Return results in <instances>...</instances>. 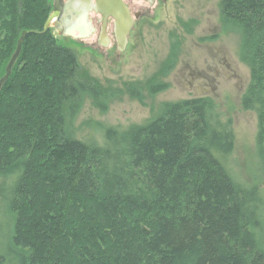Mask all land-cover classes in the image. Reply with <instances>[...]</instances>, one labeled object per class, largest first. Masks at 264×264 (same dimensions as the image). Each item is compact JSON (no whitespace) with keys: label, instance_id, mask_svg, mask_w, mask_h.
<instances>
[{"label":"trees","instance_id":"obj_1","mask_svg":"<svg viewBox=\"0 0 264 264\" xmlns=\"http://www.w3.org/2000/svg\"><path fill=\"white\" fill-rule=\"evenodd\" d=\"M51 11V0H0V79L21 33H38L0 90V201L18 264H264L258 191L229 167L230 122L197 98L123 131L96 124L102 144L77 140L85 98L105 114L122 93L104 90L43 32ZM220 15L241 35L250 74L241 109L256 116L264 171V0H221ZM126 93L142 103L137 88Z\"/></svg>","mask_w":264,"mask_h":264},{"label":"rangeland","instance_id":"obj_2","mask_svg":"<svg viewBox=\"0 0 264 264\" xmlns=\"http://www.w3.org/2000/svg\"><path fill=\"white\" fill-rule=\"evenodd\" d=\"M123 1L132 16L139 12L144 18L136 22L122 50L111 22L103 28L96 13L87 14V28L91 30L87 36L80 37L78 32L71 36L54 24L50 27L57 44L75 53L79 66L91 79L104 90L122 93L105 114L85 98L72 122L76 139H94L102 144L101 129L96 124L123 131L158 118L163 104L210 99L233 131L229 167L235 180L258 191L259 236L264 247V171L255 157L257 120L253 112L241 109L250 74L239 61L241 35L221 21V0H166L152 9L137 0ZM215 32L219 34L216 40L203 39ZM131 86L139 90L142 103L127 95ZM163 86L166 89L161 93L149 94L150 88ZM13 224V216L0 201V256L7 259L5 264H18L9 248Z\"/></svg>","mask_w":264,"mask_h":264},{"label":"water","instance_id":"obj_3","mask_svg":"<svg viewBox=\"0 0 264 264\" xmlns=\"http://www.w3.org/2000/svg\"><path fill=\"white\" fill-rule=\"evenodd\" d=\"M63 1L64 0H52V11L48 17L46 24L44 25L43 32L50 30V27L53 21H55L61 15L65 17L64 20L66 23L65 27H66L67 34L72 36L74 31H78V26L71 23L72 20H71L70 13L63 12L64 7H65V5L63 4L64 3ZM68 1H71V0H68ZM94 1L96 2V9H94V11L97 14H99L103 18L106 16H109L115 21L114 33L118 40V44L122 50L123 47L126 45V37L128 36L129 32L132 29V20L130 19V14H129L127 7L124 5V3L121 0H94ZM82 2L89 3L90 0H82ZM79 15H81V17L85 19V16H86L85 12L80 13ZM104 25L105 24L103 21V24H102L103 28H104ZM82 28H85V27L83 26ZM31 34H38V33L34 31L32 32L28 31V32L21 33L17 41L15 51L6 65L5 74L0 79V90L3 87V85L7 82V80L9 79L11 75L12 68L20 55L22 44L24 43L26 37ZM88 34H90V31L86 30V34H81L80 37L87 36Z\"/></svg>","mask_w":264,"mask_h":264},{"label":"flooded vegetation","instance_id":"obj_4","mask_svg":"<svg viewBox=\"0 0 264 264\" xmlns=\"http://www.w3.org/2000/svg\"><path fill=\"white\" fill-rule=\"evenodd\" d=\"M123 3L124 1L121 0ZM138 2L140 3H145L149 6V9H152L155 4L159 3L160 2H165L166 0H137ZM65 7H64V13H70L71 15V20H72V24H75L76 26H84L86 28V30H88L87 27H89V23H88V20H87V14L92 12V13H96L94 11V9H96V2L94 0H90L89 3H83L82 0H71V1H68V0H64L63 1ZM51 3H52V0H51ZM125 5V3H124ZM126 6V5H125ZM127 7V6H126ZM128 9V7H127ZM129 11V9H128ZM85 12L86 16H85V19L81 17V15H79L80 13H83ZM129 14H130V19L132 20V29L131 31L129 32L128 36L126 37V44L128 43V37L130 36L133 28L135 27L136 25V22L141 19V18H144V16L142 17L141 13L137 12L135 13L133 16L131 15L130 11H129ZM96 15L99 16V19H98V23L103 24V21H104V28L107 29V26H108V23L111 22V26H112V31H113V36H114V24H115V21L109 17V16H106V17H102L100 16L99 14L96 13ZM65 17H63V15L59 16L55 21H53L52 24H54V27L58 30H63V31H66V27H65ZM135 21V22H134ZM76 32V31H74ZM90 33H91V30H90ZM219 37V34L218 33H213V34H210L208 35V37H204L203 39H207L209 41H214L216 40L217 38ZM126 46V45H125Z\"/></svg>","mask_w":264,"mask_h":264},{"label":"bare ground","instance_id":"obj_5","mask_svg":"<svg viewBox=\"0 0 264 264\" xmlns=\"http://www.w3.org/2000/svg\"><path fill=\"white\" fill-rule=\"evenodd\" d=\"M76 32H78L79 35L85 34L86 33V29L85 28H82L81 26L78 25V31H76Z\"/></svg>","mask_w":264,"mask_h":264}]
</instances>
